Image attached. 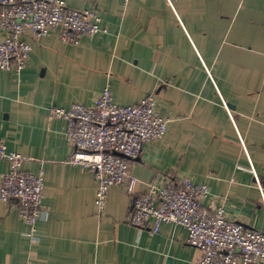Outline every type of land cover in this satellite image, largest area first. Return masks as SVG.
<instances>
[{"label":"crops","instance_id":"crops-1","mask_svg":"<svg viewBox=\"0 0 264 264\" xmlns=\"http://www.w3.org/2000/svg\"><path fill=\"white\" fill-rule=\"evenodd\" d=\"M63 1L96 10L105 32L78 45L51 33L31 42L19 76L0 69V139L24 171H43L48 213L32 239L16 201L0 200V264H196L183 227L128 223L134 195L181 176L207 187L204 208L222 204L264 232V0ZM107 86L122 106L153 94L168 123L131 161L132 192L111 187L99 216L96 180L69 163L67 123L49 109L90 107ZM9 168L0 161V173Z\"/></svg>","mask_w":264,"mask_h":264},{"label":"built area","instance_id":"built-area-1","mask_svg":"<svg viewBox=\"0 0 264 264\" xmlns=\"http://www.w3.org/2000/svg\"><path fill=\"white\" fill-rule=\"evenodd\" d=\"M57 33L63 43L78 45L83 36L105 32L94 9H73L63 0H0V69L19 76L32 51L31 42ZM50 119L66 121V142L73 150L69 163L92 172L97 186L95 208L102 216L109 189L127 185L133 190L135 178L131 161L144 145L161 140L168 120L156 110L153 94L138 105L114 103L105 87L90 107L73 104L51 107ZM10 164L0 173V200L16 201L18 216L28 227L27 236L36 238V224L47 216L43 208L44 173L22 169L25 158L9 151L0 139V161ZM205 185L187 176L150 183L132 198L128 223L157 233L160 225H179L187 231L186 243L197 248L202 258L196 264H264V232L246 228L226 217L222 204L204 208Z\"/></svg>","mask_w":264,"mask_h":264}]
</instances>
